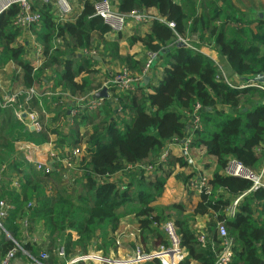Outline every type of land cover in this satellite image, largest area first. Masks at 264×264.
I'll return each mask as SVG.
<instances>
[{
    "label": "trees",
    "instance_id": "trees-1",
    "mask_svg": "<svg viewBox=\"0 0 264 264\" xmlns=\"http://www.w3.org/2000/svg\"><path fill=\"white\" fill-rule=\"evenodd\" d=\"M96 1L74 0L81 11L73 22L65 24L54 22L51 7L34 4L33 11L40 13L41 24L32 26L31 30L44 48L43 65L36 72L26 60L25 47L18 44L23 31L14 23L20 9L12 6L0 17V70L11 62L22 70L27 89L36 82L51 79L57 90L74 97L90 95L101 87L102 77H111L110 71L96 68L100 59L118 61L134 74L141 75L145 56H123L118 40L103 38L109 34V28L102 19L94 17ZM113 3L119 13L155 9L167 22L176 24L173 31L156 21L146 26L143 36L133 35L128 40L131 47L140 43L145 51L160 54L156 64L162 69V78L157 85H143L135 94L116 96L122 107L121 115L116 114L108 100L99 113L79 115L72 130L74 138L70 137L69 142L85 144L87 148L79 163L81 176L70 190L58 173L61 171L55 172V169L41 178L42 175L35 174L38 172L16 160V142L26 139L43 144L51 132L60 139L59 128L30 132L11 108L0 106V168L7 164L15 171L6 174L0 191V197L14 207L6 229L20 241L18 222L29 214L31 232L40 226L45 228L52 248L64 245L66 253L73 255L85 253L95 244L108 254L115 248V233L123 218H136L145 249L148 240H152L154 246L168 245L159 227L173 220L181 245L188 252L183 264H215L216 254L210 247L201 246L194 229L197 218L215 214L216 223H223L234 239L230 264H264V191L244 196L237 214L231 218L228 210L252 184L226 175L232 161L248 169L259 166L256 152L264 148V105L257 102L264 99V91L258 87L231 89L217 78L218 69L213 61L178 44L174 34L188 38L197 34L201 42L211 41L229 66V76H251L264 73V21L257 17L245 18L230 0H203L200 4L198 0H180L179 3L175 0H113ZM65 37L72 42L70 49L55 46L57 39ZM94 47L98 49L99 58L81 56L83 50ZM46 70H52L55 77H43ZM250 92L260 97L249 96ZM62 104L59 97L52 103L43 98L32 100L29 109L50 112ZM196 105L201 106V131L190 129ZM227 109L231 112H223ZM64 117L67 118V114ZM50 121L58 123L55 116L50 117ZM188 135H192L189 149L204 147L216 167L209 179L210 194L201 195L192 213H187L182 204L167 209L152 206L162 196L172 175L170 161L166 166H158L150 178L141 170L130 172L127 182L122 176L108 181L128 165L154 163L169 143L182 142ZM5 156L9 162L1 161ZM177 162L182 167L187 164L184 155ZM13 173L17 176L8 179ZM99 178L106 182L101 184ZM48 180L54 184L57 180L52 196L47 194ZM16 181L17 187L14 186ZM30 202H35L36 207L27 210ZM209 240L219 245L217 231L212 232ZM10 247L11 243H0V258ZM27 248L36 256L34 248ZM52 261L57 263L55 258ZM147 264L160 263L153 260Z\"/></svg>",
    "mask_w": 264,
    "mask_h": 264
},
{
    "label": "built area",
    "instance_id": "built-area-1",
    "mask_svg": "<svg viewBox=\"0 0 264 264\" xmlns=\"http://www.w3.org/2000/svg\"><path fill=\"white\" fill-rule=\"evenodd\" d=\"M38 3L43 6L51 7L55 23H69L73 22L81 10L74 0H0V17L6 13L12 6H18L20 13L15 20V26L20 28L23 33L28 34L29 37L35 42V36L31 34L32 26L41 24V15L39 12L33 11L34 4ZM94 17L102 19L103 23L109 28V34L119 35L124 33L130 26L144 27L149 26L153 22H160L166 24L170 29L175 31L176 24L174 22H167L160 15L153 13L151 10L137 11L134 10L128 14L117 12L113 0H98L94 3ZM177 43L182 45L184 48L190 49L195 53L202 54L209 58L218 69L217 78L224 82L231 89H244L246 87L237 86L232 77L229 76L223 69V67L210 56L202 46L194 41H190L188 37H182L174 32ZM199 42V41H198ZM200 43V42H199ZM62 39L55 41V46L61 45ZM62 46V45H61ZM211 48V46H206ZM42 49V47H41ZM43 50V49H42ZM81 56L88 58H99V52L96 47L83 50ZM160 54L158 52L148 51L145 54V65L141 75L132 73L127 67L122 71L111 74L108 79L102 78L101 87L93 91L86 97L71 96L69 93H62L57 90L54 86V82L50 79L49 81H41L39 84H45L48 86V92H40V85L35 84L33 87L26 89L23 93L25 95V101L23 104H19L18 98L20 92L13 91L5 94L1 97L0 106L3 109L11 108L17 120L22 124L23 127L28 129L30 132L40 133L43 129V124L40 121L39 115L35 112L30 111L29 106L32 100H41L39 98H45L47 101L52 103L54 98L59 97L61 99L60 108L62 109V119L57 121V128L62 133L61 138H57L55 142L50 141L47 145L48 151L44 152L43 144H37L32 141L23 139L15 143L16 145V160L22 162L26 167H29L42 176L51 174L56 164L61 163L66 165L68 169H73L78 164L79 160L84 157V149L81 147L75 148L72 151L68 150L69 154L73 157V161L69 158H61L56 152V143L60 142L63 146V150L66 151L70 146L69 134L75 127L79 115L81 114H96L99 113L105 106V100L111 102L112 107L117 115L122 114V107L119 105L118 98L121 93L123 94H135L144 84V79L151 75L154 63L158 62ZM43 65V56L36 59L33 64V70L36 72ZM21 70V69H20ZM23 75L22 70L18 72ZM49 73L50 77H55L52 70H46L45 74ZM134 74V75H133ZM42 88V87H41ZM264 91V88L259 87ZM107 90V98L96 99L95 95L102 91ZM200 110L201 106L196 105L192 115L191 129L192 131H201L202 124L200 121ZM44 113V111H43ZM67 114V118L64 115ZM85 132V131H84ZM83 132V133H84ZM192 140V135H188L184 140L185 152L189 149ZM85 145V144H82ZM86 146V145H85ZM263 154H264V148ZM44 152V153H43ZM258 152V151H257ZM47 156L45 161H39L38 156ZM171 146L168 144L167 147L162 151L159 158L154 163L138 166L128 165L126 168L115 176L108 178L109 182L116 180L118 177L127 182V176L130 172L144 170L146 173L155 171L158 166H166L170 160ZM79 162V163H80ZM12 172L9 165L3 164L0 168V191L4 187L6 174ZM17 176L16 173H13ZM226 175L231 177L240 178L251 182V189L246 193L237 198L230 209L228 210V216L234 218L237 214L239 202L249 193L256 191H264V165L260 169H248L236 161L229 163L226 169ZM101 184L105 183V179L99 178ZM190 183V184H189ZM189 183H187V189L197 192L200 195H209L211 189L209 187V178L203 174H195ZM189 184V185H188ZM14 186H18V182H14ZM54 190H47V194L52 196ZM1 194V193H0ZM36 207L35 202H30L27 205V210H31ZM13 205L6 199L0 197V242L5 241L11 243V247L6 251L5 255L0 258V264H16L19 259L24 256L28 259L29 264H51L53 263L52 258L57 260L56 264H147L150 261L157 260L160 264H183L188 258V252L181 245V237L178 233L177 227L173 220H169L159 228L166 237V245L151 246L145 249L141 242L140 231L138 234L133 236L135 242V249L130 256L125 258H117L113 251H110V255L106 258L103 250H99L96 245L91 246L85 253H76L68 255L64 245L58 246L57 248L51 247L49 241V234L42 226L38 227L35 231L31 232L30 215L26 214L18 222L20 226L21 240L15 239L14 235L6 229V222L10 217ZM217 233L219 235V245H216L209 240L207 234L198 233L197 239L202 247H210L216 254L217 259L215 264H230L233 259L234 252V239L230 236L226 226L223 223H217ZM120 234H117L119 237ZM28 246L42 247V252L37 257L32 255V252L28 250ZM116 247H121V242L118 240L115 244ZM50 250V252H49ZM51 251L54 252L52 257Z\"/></svg>",
    "mask_w": 264,
    "mask_h": 264
},
{
    "label": "crops",
    "instance_id": "crops-1",
    "mask_svg": "<svg viewBox=\"0 0 264 264\" xmlns=\"http://www.w3.org/2000/svg\"><path fill=\"white\" fill-rule=\"evenodd\" d=\"M203 0H198V3L200 4ZM231 1V0H230ZM239 3H241V7L243 6V8L245 9V11H248L247 13H249V18L252 17H257L258 19H260L259 15L261 13H264V6L260 5L258 3H251L250 4H244L242 0H237ZM257 1V0H256ZM260 3V0H258ZM177 3L180 2V0L175 1ZM232 2V1H231ZM262 2V0H261ZM232 4L235 6L234 2H232ZM255 4V5H254ZM236 8V7H235ZM240 10L241 14L244 12L241 10V8H237ZM151 10L153 13L157 14V11L155 9H149ZM81 11V10H80ZM79 11V13H80ZM245 13V12H244ZM247 18V19H249ZM261 20V19H260ZM263 21V20H262ZM255 25L252 26V28H254ZM147 31L146 26L144 27H134V26H130L124 33L119 34V35H111V34H107L105 36H108L109 38H106L107 41H115L118 40L119 41V45H120V54L125 56V55H132V56H136L137 58H143L146 54L147 51L144 50L143 46L140 43H137L135 46H127L126 48L128 49L126 51V49L124 48L126 45H129V39L133 36V35H138L141 34L142 36L145 34V32ZM31 34L34 36L33 32L31 31ZM105 36L103 37L105 39ZM97 39V41L99 42L98 37H95ZM62 39V47L66 48V49H70L72 47V42L69 40V38L65 37V38H61ZM105 39V40H106ZM36 41V40H35ZM19 45H23L25 47V51H26V60L28 62H30L33 67V64L36 62V59H40L42 56L44 58V48L38 44V42H35L31 39V37H29L28 34H25V32L22 34L21 38L18 41ZM124 46V47H123ZM42 47V49H41ZM211 50H208L207 53L212 56L214 59H218V52L215 48L211 47ZM216 50V51H213ZM31 54L35 55L34 57L31 58ZM217 56V57H216ZM120 65V63L118 61H114V60H109V59H100L99 60V64L96 65V68L98 69H102V70H108L111 73H113L115 70V68H118V66ZM18 66L13 64V63H8L6 65L2 66V69L0 70V98L3 96V94H8L11 93L13 91L16 92H20V96L18 98V102L19 104H23L25 101V95H24V91L27 89L24 85V78L23 75H21L20 73H18ZM4 72H7L9 75L11 72L13 74L12 77H8L6 79H4V77L2 76ZM159 74L153 76L155 78H158L160 76V74H162L161 70L159 69ZM17 74V80H13L14 75ZM43 77H46L47 79H49V73L44 74ZM1 79H3L2 81V86H1ZM45 82V81H44ZM153 79L149 78V81L147 84L151 83L152 84ZM41 83V81H40ZM35 84H39V82L35 83ZM146 84V83H145ZM146 84V85H147ZM40 87V92L44 93V92H48V86L45 84H39ZM23 100H22V99ZM22 102H21V100ZM39 99H43V98H39ZM59 109V108H57ZM52 111L56 112L55 109H51ZM32 112L37 113V110H34ZM45 112V111H44ZM223 112H231V110H223ZM41 113L43 114V111H41ZM38 114V113H37ZM41 116V114H39ZM53 117V116H52ZM43 124V129L46 131V129H50L52 131V128H54L55 126V121L51 123L50 118L48 120V122L46 121H42L40 120ZM89 128V126L87 127ZM191 129V128H190ZM189 129V130H190ZM90 130V129H88ZM49 132V131H48ZM84 131H82L83 133ZM56 136V134H49V139L43 143V150L44 152L48 151V143L51 141L52 137ZM75 133L69 134V136L72 137L71 140H73ZM58 138V136H57ZM75 144V143H74ZM72 143V141L70 142V146H68V148L65 150H63V146L61 143H58L59 148L58 150H56V152L59 154V156L63 159V158H69L71 159V161H73V157L69 154L68 150L72 151L75 148L81 147L84 149V156L86 155V146L82 145V144H78V145H74ZM169 145L171 146V156H170V163L171 164V170H172V175L169 177V179L166 182L163 194L161 196V198H158V202L157 203H153L154 206L156 207H160L157 205H164V206H172L174 204H182L187 213H192L195 206L198 204V202L200 201V197L201 195L198 194L197 192L194 193L190 190L187 189V184L190 180L189 178H193V174H203L205 176H207L209 179L212 178V175L214 173L215 170V161L212 157H208L206 155V150L204 147L202 148H198V149H189L188 152H185L184 150V146L182 144V142H171L169 143ZM43 152V153H44ZM258 160L259 162V166L257 168L254 169H260L261 167H263L264 165V154H263V150L259 149L258 152H256ZM184 155V161L186 160L187 164L185 167H182L178 162L177 159H181L182 156ZM47 158V156L42 155V156H38V160L39 161H45ZM72 170L75 171H79V166L73 168ZM192 176V177H190ZM195 177V176H194ZM117 180V179H116ZM188 180V181H187ZM199 227L200 229L203 230V233L205 232L208 236H210L212 234L213 231H217L216 230V215L215 214H211L210 216H206L205 218H197L196 221L194 222V227ZM139 231V224L136 220V218L134 216H127L125 218L122 219L119 228L116 230L115 233V242H117L118 240L121 242V247H116L114 249H111L110 251H113L115 253V256L117 258H125L127 256H130L134 249H135V242L134 237L135 235L138 234ZM197 233H200L197 231ZM117 234H120L119 237H117ZM49 241L51 242L50 238ZM3 242V241H2ZM1 243V242H0ZM146 249H148L153 245V241L152 240H148ZM31 248L35 249L36 252V256L34 254H32L33 256L37 257L39 255V253H41L42 247H38V246H30ZM145 247V246H144ZM31 252V250H30ZM50 252V250H49ZM55 261V260H54ZM53 261V263H54ZM51 263V264H53ZM16 264H29L28 259L24 256H22L19 261Z\"/></svg>",
    "mask_w": 264,
    "mask_h": 264
},
{
    "label": "rangeland",
    "instance_id": "rangeland-1",
    "mask_svg": "<svg viewBox=\"0 0 264 264\" xmlns=\"http://www.w3.org/2000/svg\"><path fill=\"white\" fill-rule=\"evenodd\" d=\"M175 1H177V0H175ZM232 2H234V4H235V7L236 8H241V10L242 11H244L243 13H242V15H244L245 16V18H249V16H251V15H249V13H247L248 11H245V9L243 8V6L241 7V3H239L237 0H231ZM243 1V3L244 4H250V2L251 3H258V4H260V5H263L264 6V0H262V2H261V0H260V3H259V1L257 0H242ZM255 5V4H254ZM252 18H254V17H252ZM249 19H251V18H249ZM32 31V30H31ZM106 38H109L108 36H105V39ZM107 40V39H106ZM189 40L190 41H194L195 43H198L200 46H202L201 48H202V50L204 49V51H208V50H211L212 51V49H210V48H206V46H211V47H213V48H215L214 47V45H213V43L211 42V41H205V42H201L199 39H198V36H197V34H194V35H192L191 37H189ZM200 43H199V42ZM98 45V44H97ZM127 46H129V45H126L124 48L126 49V51L128 50L126 47ZM131 47V46H130ZM213 51H216V50H213ZM36 55V54H35ZM35 55H32L31 54V58L32 57H34ZM83 57V56H82ZM217 57V56H216ZM218 58H219V60L218 59H216V61H218V63H220V65L223 67V69H224V71L228 74V75H230L229 74V66L227 65V63H226V61L224 60V59H222V57H220V56H218ZM159 64V63H158ZM158 64H156V62L154 63V65H153V70H152V73H151V75L150 76H148V78H152L153 79V82H152V85H157L158 84V82L160 81V79L162 78V75L163 74H160V76L158 77V78H155V77H153V76H155V75H157V74H159V69H160V67H158L159 65ZM125 68V66H123V65H119L118 66V68H115V69H117V70H115L112 74H115V73H118V72H120V71H122L123 69ZM161 70V72H162V69H160ZM18 72H21V70L20 69H18ZM10 73V75L7 73V72H4V73H2L3 75V77H4V79H6V78H8V77H12V75L14 74V72H13V74L11 73V72H9ZM133 73V72H132ZM17 74L18 73H16L15 75H14V77H13V80L15 81V80H17ZM19 75V74H18ZM134 75V74H133ZM8 76V77H7ZM102 78H104V77H102ZM2 81H3V79H1V86H2ZM143 85H146L145 84V82H144V84ZM253 93H255V92H250L249 94V96H253L254 98H259L260 97V95L259 94H253ZM255 95V96H254ZM3 96H4V94H3ZM57 108H59V109H55L56 110V112H54V111H45L43 114L40 112V111H38L37 113H38V115L39 114H41V116L39 115V118H40V120H42V121H47L48 122V120H49V118L50 117H52V116H55L56 117V120L57 121H59V120H61L62 118V115H61V111H62V109L60 108V107H57ZM54 128H57V125H55L54 126ZM58 140V139H57ZM56 140V136H54L53 135V137H52V139H51V141L52 142H55V141H57ZM59 141V140H58ZM58 143H60V142H57L55 145H56V148L58 149L59 148V145H58ZM183 146H184V144H183ZM189 151V149L186 151V152H188ZM84 154V152L82 153V155ZM1 161H3V162H9V159H8V157L7 156H5V157H2V159H1ZM170 161V160H169ZM79 162H80V160H79ZM79 162H78V164L76 165V167H78L79 166ZM56 169V170H55ZM11 170L13 171V172H15L14 170H13V168H12V165H11ZM54 170H55V172H57V171H61V172H58V173H60V175H61V177L62 178H64V184H65V186H66V188L68 189V190H70V189H72V188H74L75 187V185H76V182L78 181V178L81 176V172L80 171H75V170H72V169H68V167L66 166V165H63V164H61V163H58V164H56V166L54 167ZM53 170V171H54ZM153 172L154 171H152V172H150V173H147L146 174V176H148V178H150V177H152L154 174H153ZM35 174H39V173H35ZM41 176V175H40ZM193 177L195 176L194 174L192 175ZM192 176H190V177H192ZM13 178V176H11V177H9L8 179H12ZM41 178H44V176H41ZM192 178H189V180H191ZM49 182H47V184H45V186L47 187L46 188V190H55L56 191V182H57V180H56V182H55V184L54 183H52V182H50V180H48ZM188 181V180H187ZM189 183V182H188ZM187 184V183H186ZM190 184V183H189ZM188 184V185H189ZM194 193H195V191H194ZM161 198V197H160ZM159 200H157L156 202H154V204L155 203H157ZM152 206H154L153 204H152ZM157 206H160V207H162V208H165V209H167L169 206H164V205H157ZM194 229L196 230V231H198V232H200V234H206L205 232L203 233V230L202 229H200L199 227H194ZM113 249V248H112ZM103 253H104V256L107 258L109 255H110V252L108 253V254H106L104 251H103ZM51 255H52V257L54 256V252L53 251H51ZM108 255V256H107Z\"/></svg>",
    "mask_w": 264,
    "mask_h": 264
},
{
    "label": "water",
    "instance_id": "water-1",
    "mask_svg": "<svg viewBox=\"0 0 264 264\" xmlns=\"http://www.w3.org/2000/svg\"><path fill=\"white\" fill-rule=\"evenodd\" d=\"M260 19L264 21V13H261L259 15ZM233 82L239 86V87H262L264 88V73H260V74H255V75H251V76H238V75H234L232 77ZM149 81V78L146 77L144 79V82L147 84ZM107 90L103 89L102 91L98 92L95 95L96 99H101V98H107ZM258 105H264V99L260 100L257 102ZM244 111H247V109H245ZM185 141H182V144H184Z\"/></svg>",
    "mask_w": 264,
    "mask_h": 264
}]
</instances>
